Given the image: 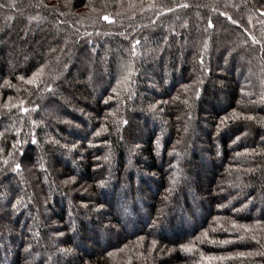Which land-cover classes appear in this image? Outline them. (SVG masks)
<instances>
[{
	"label": "trees",
	"instance_id": "16d2710c",
	"mask_svg": "<svg viewBox=\"0 0 264 264\" xmlns=\"http://www.w3.org/2000/svg\"><path fill=\"white\" fill-rule=\"evenodd\" d=\"M262 13L0 0V264H264Z\"/></svg>",
	"mask_w": 264,
	"mask_h": 264
},
{
	"label": "snow or ice",
	"instance_id": "6c2138e0",
	"mask_svg": "<svg viewBox=\"0 0 264 264\" xmlns=\"http://www.w3.org/2000/svg\"><path fill=\"white\" fill-rule=\"evenodd\" d=\"M262 14H264V13H262ZM103 19H105V20H109V17L104 16ZM134 47H135V46H134ZM134 54H135V53L133 52V55H134ZM33 142H34V143L36 142L35 139L33 140ZM16 167L19 168L20 165H16Z\"/></svg>",
	"mask_w": 264,
	"mask_h": 264
},
{
	"label": "rangeland",
	"instance_id": "374dc122",
	"mask_svg": "<svg viewBox=\"0 0 264 264\" xmlns=\"http://www.w3.org/2000/svg\"><path fill=\"white\" fill-rule=\"evenodd\" d=\"M9 51H10V49H9Z\"/></svg>",
	"mask_w": 264,
	"mask_h": 264
}]
</instances>
